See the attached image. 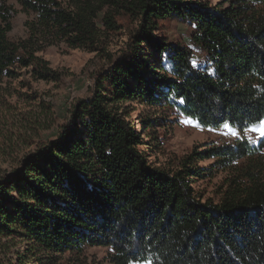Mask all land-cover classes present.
I'll use <instances>...</instances> for the list:
<instances>
[{
  "label": "trees",
  "instance_id": "obj_1",
  "mask_svg": "<svg viewBox=\"0 0 264 264\" xmlns=\"http://www.w3.org/2000/svg\"><path fill=\"white\" fill-rule=\"evenodd\" d=\"M7 1L0 0V81L23 68L57 80L37 52L64 43L104 53L119 17L134 26L56 137L0 176V254H13L6 264H58L86 246L110 248L113 264H264V180L241 172L244 180L231 178L217 202L191 186L209 172L198 160L215 157L227 168L264 143L237 139L161 167L148 161L127 119V103H135L151 113L139 115L144 129L171 111L201 127L260 122L264 0H112L106 10L93 0H16L33 15L18 40L8 36ZM162 21L189 25L190 43L169 41Z\"/></svg>",
  "mask_w": 264,
  "mask_h": 264
},
{
  "label": "rangeland",
  "instance_id": "obj_2",
  "mask_svg": "<svg viewBox=\"0 0 264 264\" xmlns=\"http://www.w3.org/2000/svg\"><path fill=\"white\" fill-rule=\"evenodd\" d=\"M109 8L112 0H93ZM219 0H210L215 3ZM225 5V4H223ZM7 13L11 24L8 36L12 40L26 38L25 22L31 20V13L23 12L16 0H8ZM121 28L109 33L105 39V52H89L79 48H69L64 43L50 45L37 52L48 62V67L56 72L57 80L44 81L32 77L28 69L18 70L14 78L0 81V176L14 168L23 155L37 145L56 137L61 126L69 118L71 107L79 99L87 98L94 88L99 72L108 67L109 59L114 60L124 49L128 33L134 23L125 17L118 18ZM159 33L169 41L188 45L192 28L179 21L159 22ZM108 55V56H107ZM201 59L202 55L198 54ZM127 119L140 134L143 144L140 148L147 153L151 163L161 167H175L187 155L205 148L231 145L238 140H246L253 147L264 143V118L257 124L239 129L229 124L217 128L201 127L194 120L177 114L165 112V122L161 126L144 129L139 115L151 116L149 110L142 112V106L127 103ZM227 125V127H226ZM196 166L209 169L206 175L192 179L191 186L202 199L217 202L231 178H239V173H254L264 180V146L254 155L234 161L227 168H220L215 157L198 160ZM206 173V172H205ZM18 244L11 247V253ZM112 251L108 247L86 246L79 253H65L58 264H113ZM13 254H0V263L6 264ZM128 264H150L149 261L130 262Z\"/></svg>",
  "mask_w": 264,
  "mask_h": 264
},
{
  "label": "snow or ice",
  "instance_id": "obj_3",
  "mask_svg": "<svg viewBox=\"0 0 264 264\" xmlns=\"http://www.w3.org/2000/svg\"><path fill=\"white\" fill-rule=\"evenodd\" d=\"M226 127H227V125H226Z\"/></svg>",
  "mask_w": 264,
  "mask_h": 264
}]
</instances>
